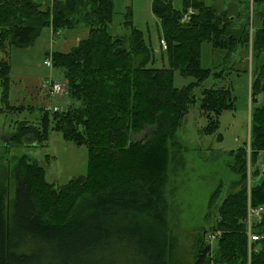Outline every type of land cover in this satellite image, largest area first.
<instances>
[{"label": "trees", "instance_id": "16d2710c", "mask_svg": "<svg viewBox=\"0 0 264 264\" xmlns=\"http://www.w3.org/2000/svg\"><path fill=\"white\" fill-rule=\"evenodd\" d=\"M184 5L182 13L173 0L153 2L162 25L160 40L167 45L168 66L157 67L143 32L129 20L131 10L126 17L130 36L111 35L114 0H52L50 6L0 0V55L5 58L13 47L34 46L47 27L55 33L86 29L77 47L49 56L53 67L63 71L68 95L76 102L67 112H53L54 128L90 148L88 175L63 187L49 183L44 168L28 155L20 158L13 196L8 198L0 185V264H189L171 242L166 185L171 150L179 146L177 133L198 100L193 91L212 75L201 67V48L209 43L224 50L225 66L239 47L251 48L252 57H259L264 21L252 35L247 25L234 27L231 16L205 0H184ZM190 8L194 13L183 22ZM5 58L0 59V97L13 112L20 108L10 105L11 65ZM175 71L194 81L175 87ZM220 71L217 80L224 69ZM252 89L251 102L264 96V67L257 68ZM198 102L209 121L202 131L208 135L219 130L221 114L235 107L227 85L204 88ZM49 123V112L42 125L22 122L2 147L10 154L13 148L44 146ZM250 129L249 142L231 152V169L239 180L224 198L221 184L210 201L217 206L210 233L222 235L215 250L202 237L193 264H264V218L256 226L262 239L251 257L243 224L249 152L253 159L264 155V101L254 108ZM173 160L183 162L182 157ZM251 194L253 204L264 205V180Z\"/></svg>", "mask_w": 264, "mask_h": 264}, {"label": "rangeland", "instance_id": "374dc122", "mask_svg": "<svg viewBox=\"0 0 264 264\" xmlns=\"http://www.w3.org/2000/svg\"><path fill=\"white\" fill-rule=\"evenodd\" d=\"M36 1L46 6L52 4V0ZM154 1L114 0L115 15L109 31L114 37L130 36L131 27L126 26L128 21L126 17L131 10L129 20L134 28L143 32L156 57V66L163 67L168 66V63L166 49H163L160 40L163 37L161 20L153 12ZM205 1L209 6L218 9V12L225 11L229 17L231 16L234 27L241 28L247 25L252 35L263 24L264 20L260 15L264 14V0H255L253 4L250 0ZM173 5L178 11L185 12L184 0H173ZM59 32V35H54L53 30L47 27L34 46L23 49L13 47L9 50L8 58L0 55V59L9 60L11 65L10 105L20 108L13 112L7 110L0 97V107L4 109V112H0V185L6 190L8 198L13 196L14 170L23 155H28L42 166L46 180L57 187H63L75 178L86 177L89 173V146L69 141L57 131L53 124L54 113L50 111L51 108L58 106L63 112H67L70 106L76 105V102L72 101L69 95L58 97L45 88L46 82L50 80L67 86L63 71L47 67L45 61L55 52H69L77 47L86 37L87 31L80 26L76 29H62ZM259 55L253 58L251 48L239 47L230 63L225 66L224 50H214L209 43L202 45L201 67L211 69L212 75L194 89L196 99L202 97L204 88H220L227 85L234 98L235 107L221 114L219 130L208 135L202 131L209 121L200 112L197 100L191 105L177 133L176 141L179 146L171 150L173 162L166 185L170 238L171 242L175 241L178 255L189 264H193L198 255L199 241L202 237L206 242L211 241L212 243L209 242L211 248L215 250L214 246L218 239L213 242L210 237L217 211L216 204L210 205L213 193L223 184L221 197L224 198L231 184L239 180L231 169V166L235 165V158L231 152H237L249 142L251 114L254 108L264 101V96L261 95L257 101L254 98L255 101L251 102V95L254 96L252 93L254 75L257 68L264 67V52L261 51ZM222 69H224L222 79L217 80L215 74L220 73ZM193 81L194 78L182 77L179 71H175V87L182 89ZM46 112H49L50 121L47 143L42 147L13 148V151L7 154L2 145L9 142L10 136L15 133L18 126L22 122L42 125ZM251 154L252 152L247 159L246 183L248 194L252 197V189L264 180V155L260 154L253 159ZM173 157L175 160L182 157V164L174 162ZM217 201L218 197H215L213 203ZM255 233L259 235L256 228ZM259 236L261 240L262 236ZM248 264H251V260Z\"/></svg>", "mask_w": 264, "mask_h": 264}, {"label": "built area", "instance_id": "2783aa9c", "mask_svg": "<svg viewBox=\"0 0 264 264\" xmlns=\"http://www.w3.org/2000/svg\"><path fill=\"white\" fill-rule=\"evenodd\" d=\"M254 1L255 0H250L252 4L255 3ZM193 13H194L193 9L190 8L188 13L184 15L183 22L188 21L190 19V15H192ZM53 34L59 35L60 32L58 33L53 32ZM161 45L163 49L167 48L165 41H161ZM45 65L47 67H53L51 56L46 59ZM45 88L49 89L53 95L58 96V97L67 96L69 93L68 87L65 84L61 82H55L54 80L47 81L45 84ZM50 111L54 113L63 112L58 106L51 108ZM249 170H250V167H249ZM263 218H264V207L260 205H254L252 201L249 200L247 204V214L244 220V223L246 225V235L248 236V240H247L248 257H251L254 253L258 251V248H259L258 242L260 241V236L255 233V228L258 224H260L263 221ZM220 235H221L220 231L210 233V237L212 238L213 242H215L220 237ZM210 243L212 242L210 241Z\"/></svg>", "mask_w": 264, "mask_h": 264}, {"label": "bare ground", "instance_id": "6f19581e", "mask_svg": "<svg viewBox=\"0 0 264 264\" xmlns=\"http://www.w3.org/2000/svg\"><path fill=\"white\" fill-rule=\"evenodd\" d=\"M249 200L252 201V198H251V196L248 194V201H247V204H248Z\"/></svg>", "mask_w": 264, "mask_h": 264}]
</instances>
